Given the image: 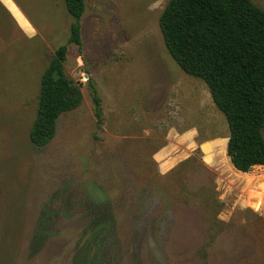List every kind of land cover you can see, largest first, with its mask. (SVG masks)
Wrapping results in <instances>:
<instances>
[{"label": "rangeland", "instance_id": "rangeland-1", "mask_svg": "<svg viewBox=\"0 0 264 264\" xmlns=\"http://www.w3.org/2000/svg\"><path fill=\"white\" fill-rule=\"evenodd\" d=\"M3 1L0 264H264V165H230L225 114L165 45L169 0H85L64 63L83 99L44 146L41 78L73 17L65 0H16L25 30Z\"/></svg>", "mask_w": 264, "mask_h": 264}, {"label": "trees", "instance_id": "trees-1", "mask_svg": "<svg viewBox=\"0 0 264 264\" xmlns=\"http://www.w3.org/2000/svg\"><path fill=\"white\" fill-rule=\"evenodd\" d=\"M65 3L73 21L68 41L55 50L41 78L30 130L38 146L54 138L60 115L76 109L83 99L64 63L69 43L82 46L86 4L85 0ZM159 23L172 57L185 72L207 83L225 114L230 132L226 153L232 168L248 174L254 166L264 165V9L252 0H169ZM94 101L100 116L97 94ZM100 211L109 217L104 208Z\"/></svg>", "mask_w": 264, "mask_h": 264}, {"label": "crops", "instance_id": "crops-1", "mask_svg": "<svg viewBox=\"0 0 264 264\" xmlns=\"http://www.w3.org/2000/svg\"><path fill=\"white\" fill-rule=\"evenodd\" d=\"M2 2H4V1L2 0ZM12 2L14 4V6L18 9V11L20 12V14L23 16V18L25 20V23L24 22H21L20 19H18L17 16L10 10L12 12L13 16L18 21V23L20 24L21 27H23L25 30H30L31 27H33L30 18L28 17V15L26 14V12L23 10V8L21 7V5L16 0H12ZM4 4L7 5L5 2H4Z\"/></svg>", "mask_w": 264, "mask_h": 264}, {"label": "bare ground", "instance_id": "bare-ground-1", "mask_svg": "<svg viewBox=\"0 0 264 264\" xmlns=\"http://www.w3.org/2000/svg\"><path fill=\"white\" fill-rule=\"evenodd\" d=\"M226 151H227V144H226ZM242 171V170H241Z\"/></svg>", "mask_w": 264, "mask_h": 264}, {"label": "water", "instance_id": "water-1", "mask_svg": "<svg viewBox=\"0 0 264 264\" xmlns=\"http://www.w3.org/2000/svg\"><path fill=\"white\" fill-rule=\"evenodd\" d=\"M228 144V143H227Z\"/></svg>", "mask_w": 264, "mask_h": 264}]
</instances>
